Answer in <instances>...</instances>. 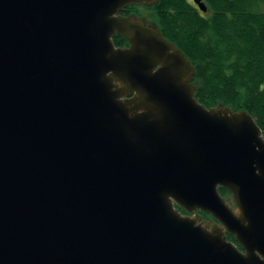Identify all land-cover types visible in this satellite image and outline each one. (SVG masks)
<instances>
[{"label":"water","instance_id":"1","mask_svg":"<svg viewBox=\"0 0 264 264\" xmlns=\"http://www.w3.org/2000/svg\"><path fill=\"white\" fill-rule=\"evenodd\" d=\"M158 1L0 0V264H264L261 130L120 14Z\"/></svg>","mask_w":264,"mask_h":264},{"label":"trees","instance_id":"2","mask_svg":"<svg viewBox=\"0 0 264 264\" xmlns=\"http://www.w3.org/2000/svg\"><path fill=\"white\" fill-rule=\"evenodd\" d=\"M201 1L205 12L189 0H159L148 9L162 36L193 66L196 101L206 109L247 112L264 138V0ZM120 14L141 16L134 5ZM112 41L115 47L128 45L119 35ZM218 192L231 197L227 189Z\"/></svg>","mask_w":264,"mask_h":264},{"label":"rangeland","instance_id":"3","mask_svg":"<svg viewBox=\"0 0 264 264\" xmlns=\"http://www.w3.org/2000/svg\"><path fill=\"white\" fill-rule=\"evenodd\" d=\"M138 11L141 14V16L139 18L137 17L140 21H143L146 26L155 27L154 16H153L152 12L150 11V9H148L147 6H138ZM227 201L233 207L231 197ZM194 214L191 215V217L195 218V215ZM197 221H198V223H202V221L200 220V218H198Z\"/></svg>","mask_w":264,"mask_h":264},{"label":"flooded vegetation","instance_id":"4","mask_svg":"<svg viewBox=\"0 0 264 264\" xmlns=\"http://www.w3.org/2000/svg\"><path fill=\"white\" fill-rule=\"evenodd\" d=\"M191 3H193L194 4V6L195 7H197V5L194 3V1L193 0H189ZM198 8V7H197ZM129 46V44L127 45V46H124L123 48H126V47H128ZM181 209V208H180ZM178 209L177 208V210L179 211V213H181L182 215H187V213L185 212H183V210L181 209ZM195 216H198L199 218H200V220L202 221V222H204V224H208L209 225V227H211V226H213V225H217L218 226V224H217V222L210 216V215H208V214H205V213H202V212H199V211H197V212H195V214H194ZM227 236V240H228V237H229V239L230 238H232V239H234L232 236H230V235H226ZM231 239V240H232ZM228 241H230V240H228ZM230 242H232V243H234L235 245H237L236 243H235V240H234V242L233 241H230ZM240 250H241V248L239 247V246H237Z\"/></svg>","mask_w":264,"mask_h":264}]
</instances>
